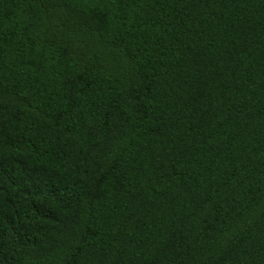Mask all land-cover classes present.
Wrapping results in <instances>:
<instances>
[{
    "label": "trees",
    "instance_id": "16d2710c",
    "mask_svg": "<svg viewBox=\"0 0 264 264\" xmlns=\"http://www.w3.org/2000/svg\"><path fill=\"white\" fill-rule=\"evenodd\" d=\"M0 264H264V0H0Z\"/></svg>",
    "mask_w": 264,
    "mask_h": 264
}]
</instances>
